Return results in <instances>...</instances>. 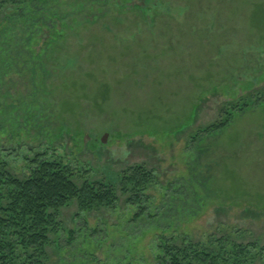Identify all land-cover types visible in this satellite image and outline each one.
<instances>
[{"label":"rangeland","instance_id":"obj_1","mask_svg":"<svg viewBox=\"0 0 264 264\" xmlns=\"http://www.w3.org/2000/svg\"><path fill=\"white\" fill-rule=\"evenodd\" d=\"M10 7L0 149L11 172L24 178L42 145L80 185L138 165L156 176L146 221L123 197L114 210L64 209L77 240L64 236L53 263L158 264L162 235L264 245V97L250 103L264 96V0H41L26 18ZM242 100L249 110L192 145Z\"/></svg>","mask_w":264,"mask_h":264},{"label":"trees","instance_id":"obj_2","mask_svg":"<svg viewBox=\"0 0 264 264\" xmlns=\"http://www.w3.org/2000/svg\"><path fill=\"white\" fill-rule=\"evenodd\" d=\"M37 1L41 0H0V16L12 6L18 17L26 18L27 9ZM258 95L256 102L250 103H261L264 96ZM242 101L226 103L221 119L199 128L192 145L205 136L225 131L238 113L249 110L251 106ZM42 147L33 157H24L28 171L24 178L11 172V162L3 155L5 150L0 149V264H59L53 263L52 251L61 256L62 262L63 237H67L68 246L77 240L76 231L61 220L63 210L74 203L80 214H88L114 210L123 197L126 205L137 210L134 221L152 217L149 209L153 196L149 191L156 182L153 171L138 165L119 176L108 174L103 180L84 178L80 185V172ZM157 251L158 264H264L261 242L245 244L232 234L205 242L186 235H162Z\"/></svg>","mask_w":264,"mask_h":264},{"label":"water","instance_id":"obj_3","mask_svg":"<svg viewBox=\"0 0 264 264\" xmlns=\"http://www.w3.org/2000/svg\"><path fill=\"white\" fill-rule=\"evenodd\" d=\"M107 139V135L103 138L102 142L105 143Z\"/></svg>","mask_w":264,"mask_h":264}]
</instances>
